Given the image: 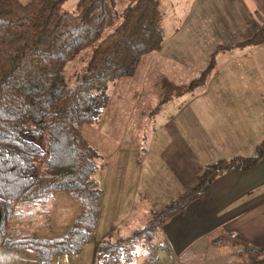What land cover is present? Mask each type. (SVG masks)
<instances>
[{"label":"trees","instance_id":"obj_1","mask_svg":"<svg viewBox=\"0 0 264 264\" xmlns=\"http://www.w3.org/2000/svg\"><path fill=\"white\" fill-rule=\"evenodd\" d=\"M66 1L0 0V247L32 252L38 264H50L54 254L79 252L95 227L102 194L95 178L100 155L82 135L81 126L99 121L109 103V84L133 75L143 56L158 51L164 40L159 0H120L121 8L118 0H76L75 11L62 9ZM263 41L264 25L233 46ZM87 48V63L68 87L66 66ZM214 52L207 67L186 84L163 77L157 108L162 101L200 88L214 73ZM40 136L43 147L33 139ZM263 155L264 139L252 155L205 164L195 185L151 211L143 226L128 236L102 239L97 264L131 261L136 245L151 241L165 222L205 196L217 176L233 168L251 170ZM43 156L45 165L34 176L33 160ZM56 190L70 192L78 202L66 233L49 239L8 238L13 204L37 206ZM220 242L264 253L237 233L213 239L216 245Z\"/></svg>","mask_w":264,"mask_h":264},{"label":"crops","instance_id":"obj_2","mask_svg":"<svg viewBox=\"0 0 264 264\" xmlns=\"http://www.w3.org/2000/svg\"><path fill=\"white\" fill-rule=\"evenodd\" d=\"M186 14L182 34L179 28L164 36L156 53L162 76L186 84L199 76L216 51L214 73L200 86V117L195 118L199 132L184 130L175 122L169 135L174 151L167 150L168 168L177 184L185 186L182 192L195 185L203 162L252 155L264 139V41L233 46L264 25V0H191ZM219 53L220 62L216 61ZM114 183L117 188L125 186L122 180ZM135 195L128 202L121 190L120 196L105 202V212L112 207L117 217V211L128 208L132 218L128 228L136 226L142 209L136 206ZM121 226L111 225L108 236H125ZM226 233L240 234L247 244L264 249V155L251 170L233 168L217 176L205 196L165 222L147 247L156 250L166 264L178 259L203 264L216 255L213 239ZM148 259L141 262L135 256L131 264H155L152 257ZM0 264H38V258L29 251L0 247Z\"/></svg>","mask_w":264,"mask_h":264},{"label":"rangeland","instance_id":"obj_3","mask_svg":"<svg viewBox=\"0 0 264 264\" xmlns=\"http://www.w3.org/2000/svg\"><path fill=\"white\" fill-rule=\"evenodd\" d=\"M75 4L76 0H67L62 9L75 11ZM190 4L191 0H159V7L163 14L161 21L163 36L167 37L173 30L183 28ZM117 6L122 7L120 0ZM179 34H182V30ZM237 51L231 49L229 52ZM156 53L157 51H152L144 55L133 75L111 82L108 88L109 103L99 121L81 126L82 135L100 155L95 178L99 182L102 194L99 199L96 224L79 252H66V255L54 254L50 264H97L98 244L109 235L111 225L114 227L119 224L120 226L122 223L121 228H125V236H128L134 232L133 229H138L146 223L152 210L159 209L185 189V186L177 184L174 172L168 168L167 150L174 151V147L169 146L172 141L169 135L173 132L172 127L175 122L184 130L190 128L192 132L194 129L199 132V119L195 118L200 117L198 110L201 92L200 88H197L191 93L174 96L167 101H162L161 106L157 108L160 103L161 80L165 76H162L161 63L157 60ZM89 54L90 49L87 48L67 64L65 76L68 87H72L77 82ZM220 55V53L217 55L216 61H219ZM186 63L189 64L187 59ZM192 69L198 71V68ZM182 103L184 105L179 109ZM187 114L189 116H186ZM33 139L42 147L44 146L43 137ZM252 152L254 153L255 150ZM45 161L44 156L34 158V176L42 171ZM214 161L216 160L211 162ZM204 164L206 162L200 166L204 167ZM116 180H122L125 186L117 188L118 184L114 183ZM121 190L125 191L128 202L136 196L135 194L138 196L136 206L142 210L139 212L140 220L134 227L128 228L132 222L128 208L122 213L117 211L116 213L119 214L117 217L112 207L108 213L105 212V202L111 201L117 195L120 196ZM77 213V200L70 192L63 190L54 191L46 202L34 208L25 203L15 202L7 224L8 238L15 239L22 235L39 239L61 237L71 226ZM150 242L152 241L136 245L134 257H138L140 261L152 257L155 264H166L156 250L153 251L147 247ZM214 249L216 252L214 259L202 261L203 264H220L221 262H224L223 264H264V253L255 254L245 251L241 244L220 242ZM134 257L131 261H122L120 264L134 263ZM13 261L16 263V260ZM137 262L135 264H142ZM200 262H186L178 259L172 264H199Z\"/></svg>","mask_w":264,"mask_h":264},{"label":"water","instance_id":"obj_4","mask_svg":"<svg viewBox=\"0 0 264 264\" xmlns=\"http://www.w3.org/2000/svg\"><path fill=\"white\" fill-rule=\"evenodd\" d=\"M0 217H1V215H0Z\"/></svg>","mask_w":264,"mask_h":264}]
</instances>
